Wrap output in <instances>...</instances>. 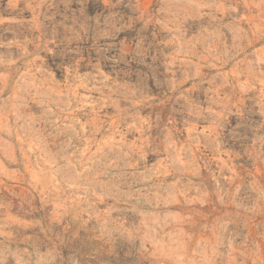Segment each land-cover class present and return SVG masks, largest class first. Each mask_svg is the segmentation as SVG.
Instances as JSON below:
<instances>
[{
    "label": "rangeland",
    "instance_id": "374dc122",
    "mask_svg": "<svg viewBox=\"0 0 264 264\" xmlns=\"http://www.w3.org/2000/svg\"><path fill=\"white\" fill-rule=\"evenodd\" d=\"M0 264H264V0H0Z\"/></svg>",
    "mask_w": 264,
    "mask_h": 264
}]
</instances>
